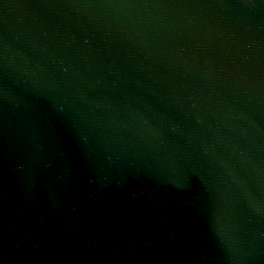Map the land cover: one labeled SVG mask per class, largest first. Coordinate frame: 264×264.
Instances as JSON below:
<instances>
[{
  "label": "water",
  "instance_id": "95a60500",
  "mask_svg": "<svg viewBox=\"0 0 264 264\" xmlns=\"http://www.w3.org/2000/svg\"><path fill=\"white\" fill-rule=\"evenodd\" d=\"M0 264H264V0H0Z\"/></svg>",
  "mask_w": 264,
  "mask_h": 264
}]
</instances>
